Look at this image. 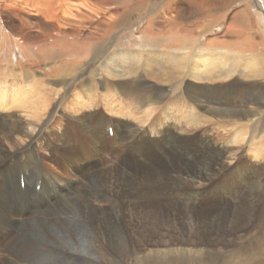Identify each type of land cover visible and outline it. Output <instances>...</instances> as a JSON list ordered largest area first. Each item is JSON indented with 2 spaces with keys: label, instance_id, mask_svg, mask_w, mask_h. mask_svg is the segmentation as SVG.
<instances>
[{
  "label": "bare ground",
  "instance_id": "6f19581e",
  "mask_svg": "<svg viewBox=\"0 0 264 264\" xmlns=\"http://www.w3.org/2000/svg\"><path fill=\"white\" fill-rule=\"evenodd\" d=\"M152 1L0 0V264H122L150 240L186 243L191 235L201 243L223 230L219 217L214 226L200 225L210 217L196 211L199 225L189 233L182 218L177 227L165 215L159 232H150V211L193 210L216 186L215 175L235 170L218 163L227 149L215 151L210 136H183L187 127L204 124L213 132L218 117L241 132L264 124V0H242L234 13L226 9L236 0H167L126 33L132 15ZM212 12L222 24L218 49L212 41L198 46L193 33ZM238 32L257 33L230 47L227 41ZM43 82L48 96L35 88ZM70 87L76 103L69 109L76 116L65 120ZM116 100L137 110L143 126L102 117L97 107ZM49 106V117L64 119L63 125L60 118L43 119ZM79 134L83 140L74 139ZM120 152L122 160L113 163ZM42 157L63 161L74 181L50 175ZM221 181L217 189L232 196L231 181ZM230 218L231 232L253 225L261 239L260 196ZM109 228L122 230L126 248L118 247ZM81 243L90 257L77 253L84 252ZM233 248L239 250L220 264L242 261L243 248Z\"/></svg>",
  "mask_w": 264,
  "mask_h": 264
},
{
  "label": "rangeland",
  "instance_id": "374dc122",
  "mask_svg": "<svg viewBox=\"0 0 264 264\" xmlns=\"http://www.w3.org/2000/svg\"><path fill=\"white\" fill-rule=\"evenodd\" d=\"M166 3H167V0H155V1H152L145 10H143L142 12H138L140 14L134 13L129 23L128 32L126 33H132L135 30H137L140 26L145 24V22L147 21L149 17L156 14L158 10L161 9ZM243 4L244 2H242V0H236L232 2L231 7L226 9V13L236 12L237 8L238 7L241 8ZM0 22H1V18H0ZM220 26H222V24L214 20V12L210 13L207 16H204L202 20L195 27V32H193L199 35V38L201 40L198 43V46L201 45L203 47L206 45L205 44L206 41H212L214 47L218 49L217 39L220 37L219 36L220 35L219 31L221 29L219 28ZM197 28L198 30L196 31ZM252 33H257V32H242V33L238 32V35H234L233 40H231L230 42L227 41V44L230 47H233L232 44H237L239 40L238 38L240 36L243 35V38H247L249 36L251 37ZM262 33L263 32H261V34ZM36 79H39V78H36ZM40 84L36 85L35 88L37 90H40L43 96H48L49 95L48 92H50L49 90L50 87L45 82L40 83ZM26 87L28 89L29 85H27ZM225 93H226L225 95L226 97L230 95V92H225ZM73 94H74L73 87H70L64 99L65 102L67 101L64 104V106L68 107V110L70 111V112L67 110H66L67 112L65 111L66 115H64L63 117L65 120L71 119L68 117L67 114H69V116L73 118L74 116H76L74 111L69 109L70 107L73 108V104L76 103L75 101H73L74 99ZM70 95L71 97H69ZM101 107H103V105ZM101 107L100 108L97 107V110L99 109L100 111V115L106 119L111 120V122L113 120L115 121L118 119L119 121L123 123L127 122V123H131L134 125L143 126L142 124L141 125L138 124V119L136 120L135 118V117L138 118V116H140V113H138L137 110L135 109L134 110L130 109L128 106H126V103L123 101H121L120 104L118 103V100L110 101L107 107H103V108ZM50 110H51V106H49V110L47 111L46 115L43 116V119L47 120L50 118L51 119L50 121L52 122V121H55V119L58 118V116L49 117ZM88 110L90 111L89 108L87 109V111ZM128 110H130L131 112L127 113ZM17 113L23 114L21 111ZM25 113L28 117V114H31V111L28 110V111H25ZM262 117H264V113ZM28 119L30 118L28 117ZM64 119L60 118V122H62V123L59 122L60 125L64 124L63 122ZM223 120L224 119H221L218 117L219 122H216L215 129L213 130V132L209 130V128L207 127L208 125L203 124V126L200 125L197 128L198 130L196 129L194 131L191 128L187 127L186 128L187 130L185 129L182 132V135L189 138L192 135L197 134L200 138L202 137L203 139L204 138L207 139L210 136L211 138L210 140H212L211 142L213 144V147H214L213 149H215V151L217 150L223 151L225 149L228 150V154L222 157V159H220L218 163L222 161L226 166H234L235 170L234 171L228 170L229 172L227 170H225L224 172L220 171L218 175L217 176L215 175V177L213 178V182H214V185L216 184L217 186V185H220V183L222 182L221 180H224V181L230 180L233 186L235 187L233 195L224 197L222 195L223 193H221V191H219L217 187L214 186L213 189H210L211 191L209 190L208 193H205V195H202L200 197L198 204L196 203L193 204L195 206L197 205L196 207H194L193 210L187 209L186 208L187 205H185L184 207L186 208L185 210L179 211V212L171 211L170 208L168 211L151 210L150 213H154L155 216L150 215L151 216L150 217V232L151 230L152 232H159L157 229L160 227V225L164 226V222H163L164 220L162 219L163 215H165V218L169 216L170 218L169 220H171L174 224H176L177 227H179L178 225L179 221L183 219L185 223L188 224L185 227V230L188 233L190 232V228H192L191 230L193 231V229H196L197 225L199 224L214 226L213 225V223L215 222L214 219L219 217L217 224L220 225L221 229L223 230L218 234L217 237L214 236L212 241H204L201 243H198V240H195L194 242H192L193 238L190 239L191 235H188L189 242H186V243H179V242L178 243H159L156 240H150V244H147L145 248L142 246L140 248L136 247V250H138L136 254L128 258L127 260L123 261L122 264L123 263L124 264H148L147 262H149L150 264H220L221 262L231 258L234 250H239L238 248H233V247H239L240 249L243 248L244 250V256L241 257L242 261L237 264H264V230L262 232L261 239L258 240L257 236L255 235L256 231H254L252 227L253 225H250L247 229L239 230L235 233L231 232L228 229L229 219H231L230 218L231 215L238 210H240L242 213L246 212L247 203H248L249 198L251 197L258 198L260 196V200L262 201V203H264V167H263L264 166V124L261 126H257L255 128L256 130L254 131L246 130V131L241 132L238 127L233 126L230 123L220 122ZM144 127L149 129L147 126H144ZM105 132L107 134V131ZM71 133H76V132L71 131ZM108 133H109L108 134L109 137H111L110 130L108 131ZM71 135L74 136L73 134ZM74 139L83 140V137L81 134H79V135H76ZM104 140L102 139L101 144L105 145L106 143V146H107L109 143L107 140L105 141ZM77 146H80V145L77 144ZM43 154L46 156L45 152H43ZM255 155H257V158H254ZM120 158L122 160L121 152L113 156L112 162L113 163L117 162ZM43 159H44L43 157L42 159H40V164L42 163L47 166L45 167V170L46 172L48 171L50 175H51V172L54 173L55 171L56 176H60L61 180L74 181L72 180L73 179L72 176H68L67 174L63 172L62 167H61L63 165L62 163L63 161L61 162L60 165H57V164H51L50 162L45 161V159L44 160ZM41 160L44 162H42ZM112 162L110 161L107 162L108 164H106V166L107 167L109 165L111 166L113 164ZM257 167L259 168L258 169L259 172L257 171ZM47 168L50 170H48ZM182 169L187 172L189 170V167L183 164ZM56 170H58V172ZM77 187L79 188L78 185ZM256 187H259V188H256ZM93 189H96V187L93 186ZM144 210H149V208L145 207ZM196 211L199 213L200 216L206 215V217L209 216L210 218L207 219L208 221H204L205 219L202 218L203 220L201 222H203V224L202 223L198 224L199 220L197 219V217L198 218H201V217L198 215V213H196ZM76 215L78 216L77 213ZM77 216L76 218H78ZM157 217H159V219ZM84 224L85 223L83 222V226L79 227V230H78V234L80 233L79 236L83 234V230L86 225ZM145 224L146 223H143L142 225L145 226ZM114 231L115 230H113V228L111 229L109 228V233L113 237L112 239H114L118 243V247L122 249L126 248L127 244L124 239L125 237L122 234V230L118 228L115 232ZM150 236H151V233H150ZM208 240H211V237H209ZM81 244L84 246L82 248L84 252L79 250L77 253L86 258L90 257L91 249L89 248V246L86 243H81ZM85 261L86 260L75 261L72 264H83V263L86 264L87 261L86 262Z\"/></svg>",
  "mask_w": 264,
  "mask_h": 264
}]
</instances>
